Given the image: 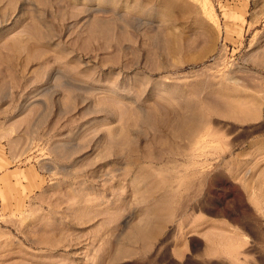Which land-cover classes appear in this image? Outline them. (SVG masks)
I'll list each match as a JSON object with an SVG mask.
<instances>
[{"label":"rangeland","instance_id":"rangeland-1","mask_svg":"<svg viewBox=\"0 0 264 264\" xmlns=\"http://www.w3.org/2000/svg\"><path fill=\"white\" fill-rule=\"evenodd\" d=\"M0 264H264V0H0Z\"/></svg>","mask_w":264,"mask_h":264}]
</instances>
